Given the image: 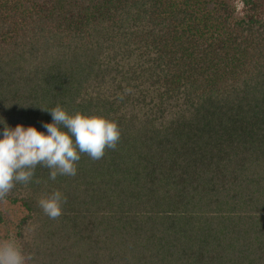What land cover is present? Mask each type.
I'll return each instance as SVG.
<instances>
[{
  "label": "trees",
  "instance_id": "trees-1",
  "mask_svg": "<svg viewBox=\"0 0 264 264\" xmlns=\"http://www.w3.org/2000/svg\"><path fill=\"white\" fill-rule=\"evenodd\" d=\"M243 4L0 0L7 125L46 131L59 105L120 130L75 176L38 165L3 198L26 264H264V17Z\"/></svg>",
  "mask_w": 264,
  "mask_h": 264
},
{
  "label": "clouds",
  "instance_id": "clouds-1",
  "mask_svg": "<svg viewBox=\"0 0 264 264\" xmlns=\"http://www.w3.org/2000/svg\"><path fill=\"white\" fill-rule=\"evenodd\" d=\"M51 123L41 122L46 131L17 124L14 128L0 117V199L5 198L16 183L28 184L38 165L48 168L49 178L75 176L81 154L101 159L105 149L115 150L120 130L115 121L102 116L67 113L61 106L49 110ZM66 202L60 191L39 201L43 212L56 219ZM28 259L15 240L0 243V264H26Z\"/></svg>",
  "mask_w": 264,
  "mask_h": 264
},
{
  "label": "rangeland",
  "instance_id": "rangeland-1",
  "mask_svg": "<svg viewBox=\"0 0 264 264\" xmlns=\"http://www.w3.org/2000/svg\"><path fill=\"white\" fill-rule=\"evenodd\" d=\"M262 5L260 13L264 17V0H257ZM237 17H242L245 12L243 0H232ZM0 211L5 215V221L0 226V243L6 240H14L16 237L15 226L25 216L26 212L19 205H11L9 202L0 200Z\"/></svg>",
  "mask_w": 264,
  "mask_h": 264
}]
</instances>
